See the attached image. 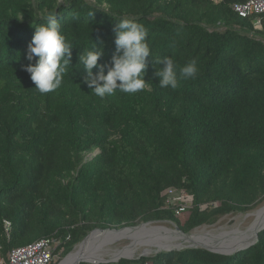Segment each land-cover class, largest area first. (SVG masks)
I'll return each mask as SVG.
<instances>
[{
	"label": "trees",
	"instance_id": "1",
	"mask_svg": "<svg viewBox=\"0 0 264 264\" xmlns=\"http://www.w3.org/2000/svg\"><path fill=\"white\" fill-rule=\"evenodd\" d=\"M244 1L0 0L5 260L44 237L60 240L62 259L96 228L165 220L190 232L264 202V18L255 28V17L232 9ZM49 12L78 46L62 85L41 94L24 66L35 62L27 59L28 45ZM125 15L149 31L148 86L101 99L82 83L79 54L91 41L103 44L100 63H110L113 16ZM167 56L178 69L195 59L196 78L161 88L154 73L164 65L156 61ZM169 187L192 199L182 216L164 206ZM97 264H264V230L231 255L184 248Z\"/></svg>",
	"mask_w": 264,
	"mask_h": 264
},
{
	"label": "clouds",
	"instance_id": "2",
	"mask_svg": "<svg viewBox=\"0 0 264 264\" xmlns=\"http://www.w3.org/2000/svg\"><path fill=\"white\" fill-rule=\"evenodd\" d=\"M113 17L117 21L113 28L116 51L111 62L100 63L105 55L104 46H97L92 41L86 53L79 54V62L87 72L82 83H86L91 93L101 99L112 96L117 91L126 94L144 91L149 82L145 79L148 58L152 56L148 29L127 15ZM42 19L46 22L35 25L36 30L27 49V59L35 62L24 68L30 73L35 89L41 94H47L62 85L71 64L72 50L78 45L62 30L55 13L49 12ZM156 63L164 65L157 67L154 73L159 77L158 84L161 88L176 89L180 79H194L198 74L195 59L179 69L171 56ZM94 68L98 71L93 72Z\"/></svg>",
	"mask_w": 264,
	"mask_h": 264
},
{
	"label": "bare ground",
	"instance_id": "3",
	"mask_svg": "<svg viewBox=\"0 0 264 264\" xmlns=\"http://www.w3.org/2000/svg\"><path fill=\"white\" fill-rule=\"evenodd\" d=\"M251 216L254 217V221L246 231L238 232L233 230L232 232H225L222 228H214V230L205 234L206 229L202 228L188 236H182L177 233L173 234L172 232L171 235L173 239L170 238L169 240L164 239V236L168 234L163 233V231H167L168 229L161 230L158 227H152L149 225L121 232L97 231L91 234L87 245L85 243L82 246H78L76 250L60 264H72L80 252L85 250L88 251V249L92 250L94 254L100 257L117 259L123 256L138 257L144 254H152L165 246L175 247L201 241L206 243L211 241L212 243L220 242L217 245L216 243L213 244L215 245V248L229 252L235 248L242 247L255 239L259 226L264 223V205L252 212ZM210 234H212V236L208 237ZM216 238L225 239L215 241L214 239ZM123 241H127V243L121 247L118 246Z\"/></svg>",
	"mask_w": 264,
	"mask_h": 264
},
{
	"label": "built area",
	"instance_id": "4",
	"mask_svg": "<svg viewBox=\"0 0 264 264\" xmlns=\"http://www.w3.org/2000/svg\"><path fill=\"white\" fill-rule=\"evenodd\" d=\"M232 9L242 17H255V28H262L264 0H246L241 3H234ZM162 196L164 197V206L172 210L175 216H182L193 207L190 195L182 189L169 187L163 191ZM4 226L9 235L11 222L5 220ZM60 243V240L55 238H41L12 249L7 260L0 255V264H55L58 259L56 251Z\"/></svg>",
	"mask_w": 264,
	"mask_h": 264
},
{
	"label": "water",
	"instance_id": "5",
	"mask_svg": "<svg viewBox=\"0 0 264 264\" xmlns=\"http://www.w3.org/2000/svg\"><path fill=\"white\" fill-rule=\"evenodd\" d=\"M162 223H168L170 224L171 226H168V225H165V224H162ZM145 225H149V226H152V227H158L160 228L161 230L162 229H168L167 231H163V233H166L168 235L164 236V239L166 240H169L170 238L173 239L171 233L173 232L174 233H177V234H181L182 236H188L192 233H194L193 231L196 230L197 228H195L194 230L190 231V232H184L183 230L180 229V227L173 221H163V220H157V221H148V222H142L140 224H137V225H134V226H126V227H123V228H106V229H102V228H96L94 230H92L80 243H78L74 249L68 253L64 259H66L70 254H72L76 248L78 246H82L86 243V245L89 243V238L91 237V234H93L94 232H97V231H101V232H105V231H111V232H121V231H125V230H129V229H138L142 226H145ZM264 230V223L259 226V229L256 233V237L255 239L242 246V247H239V248H235L234 250L232 251H223V250H219L217 248H215L213 244L216 243L219 244L220 242H209V243H206L204 241H201V242H196V243H190V244H187V245H181V246H165V247H161L160 250H157L155 253H158V252H161V251H170V250H181V249H184V248H202V249H206V250H209V251H212V252H215V253H220V254H226V255H231V254H235L241 250H244V249H247L249 248L250 246L254 245L257 241H258V237H259V232ZM160 231V230H159ZM158 240V239H156ZM212 243V244H211ZM151 254H144L142 256H149ZM142 256H138V257H133V256H123V257H120V258H117V259H111V258H104V257H100L96 254L93 253L92 250H85V251H82L79 253V255L76 257L75 261L72 263V264H81L82 262H88V263H93V264H97V263H112V262H118L121 258H127V259H137V258H140ZM63 259V260H64ZM62 260V261H63ZM61 261V262H62ZM60 262V263H61ZM59 263V264H60Z\"/></svg>",
	"mask_w": 264,
	"mask_h": 264
},
{
	"label": "rangeland",
	"instance_id": "6",
	"mask_svg": "<svg viewBox=\"0 0 264 264\" xmlns=\"http://www.w3.org/2000/svg\"><path fill=\"white\" fill-rule=\"evenodd\" d=\"M261 29V28H260ZM264 205V202L256 209L250 211V212H232L229 213L225 216L220 217L215 223L210 224V225H203L198 229H202L205 228L206 232L205 234H207L209 231H212L215 229H220L222 228V230H224L225 232H232L234 231H246L247 228L253 223L254 221V217L251 216V213L256 211L257 209H259L260 207H262ZM168 226H171L168 223H162ZM196 230H194L193 232H196ZM213 234V233H212ZM212 234H210L208 237H211ZM225 238H216L214 239L215 241H219V240H224ZM231 240V239H228ZM127 243V241H123L121 242L118 246H123ZM65 258V257H64ZM64 258H60L57 260L56 264H59Z\"/></svg>",
	"mask_w": 264,
	"mask_h": 264
}]
</instances>
